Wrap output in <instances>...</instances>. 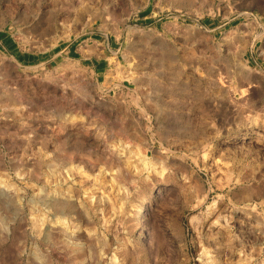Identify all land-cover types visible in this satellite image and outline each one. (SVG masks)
I'll list each match as a JSON object with an SVG mask.
<instances>
[{
	"label": "rangeland",
	"instance_id": "rangeland-1",
	"mask_svg": "<svg viewBox=\"0 0 264 264\" xmlns=\"http://www.w3.org/2000/svg\"><path fill=\"white\" fill-rule=\"evenodd\" d=\"M0 264H264V0H0Z\"/></svg>",
	"mask_w": 264,
	"mask_h": 264
},
{
	"label": "bare ground",
	"instance_id": "bare-ground-1",
	"mask_svg": "<svg viewBox=\"0 0 264 264\" xmlns=\"http://www.w3.org/2000/svg\"><path fill=\"white\" fill-rule=\"evenodd\" d=\"M82 4H76L75 6H76V8H77V13H76V15L78 16V17H80V16H82L83 15V13H84V8L81 6ZM72 14V13H71Z\"/></svg>",
	"mask_w": 264,
	"mask_h": 264
}]
</instances>
